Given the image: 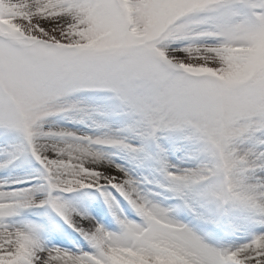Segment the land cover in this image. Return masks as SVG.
<instances>
[{"label":"snow or ice","instance_id":"1","mask_svg":"<svg viewBox=\"0 0 264 264\" xmlns=\"http://www.w3.org/2000/svg\"><path fill=\"white\" fill-rule=\"evenodd\" d=\"M0 264H264V0H0Z\"/></svg>","mask_w":264,"mask_h":264}]
</instances>
